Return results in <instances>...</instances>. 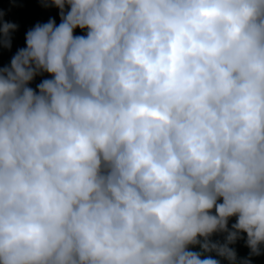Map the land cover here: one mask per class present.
Segmentation results:
<instances>
[{
	"label": "clouds",
	"instance_id": "1",
	"mask_svg": "<svg viewBox=\"0 0 264 264\" xmlns=\"http://www.w3.org/2000/svg\"><path fill=\"white\" fill-rule=\"evenodd\" d=\"M40 3L0 68V264L264 255V0Z\"/></svg>",
	"mask_w": 264,
	"mask_h": 264
},
{
	"label": "trees",
	"instance_id": "2",
	"mask_svg": "<svg viewBox=\"0 0 264 264\" xmlns=\"http://www.w3.org/2000/svg\"><path fill=\"white\" fill-rule=\"evenodd\" d=\"M0 11L6 13L3 17L5 22L18 25L17 31L11 34V48L5 49L0 46V68L9 66L16 52L26 46L25 35L29 29L34 27L37 23H47L50 18L55 20L56 25L60 23L58 10L51 7L45 9L42 7L40 0H0ZM74 34L83 35L84 33L80 30H76ZM46 78L50 77H48L47 74L36 77L29 87L35 90L41 80ZM232 223H235V218L229 221V227ZM234 247L238 258L248 256L249 250L245 247L243 239L238 241ZM213 258L217 257L213 254ZM221 264H227V262L221 261ZM252 264H264V255L254 257L252 259Z\"/></svg>",
	"mask_w": 264,
	"mask_h": 264
},
{
	"label": "rangeland",
	"instance_id": "3",
	"mask_svg": "<svg viewBox=\"0 0 264 264\" xmlns=\"http://www.w3.org/2000/svg\"><path fill=\"white\" fill-rule=\"evenodd\" d=\"M217 239H219V240L222 241V237H221V236H214V237H213V240H217Z\"/></svg>",
	"mask_w": 264,
	"mask_h": 264
}]
</instances>
